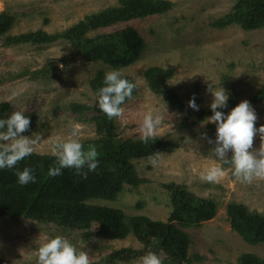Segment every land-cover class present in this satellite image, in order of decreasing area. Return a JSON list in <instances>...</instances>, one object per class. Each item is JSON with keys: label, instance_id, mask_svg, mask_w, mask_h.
I'll list each match as a JSON object with an SVG mask.
<instances>
[{"label": "rangeland", "instance_id": "1", "mask_svg": "<svg viewBox=\"0 0 264 264\" xmlns=\"http://www.w3.org/2000/svg\"><path fill=\"white\" fill-rule=\"evenodd\" d=\"M172 8L160 15L133 19L90 32H109L126 25L134 26L145 40L139 59L122 68H111L99 61L88 62L71 54L64 40L37 45L22 43L6 46L0 37V102L8 101L13 111L38 113L36 128L22 135L33 137V152L52 154L54 141L76 139L80 143L96 137L92 121L70 110L71 102L93 105L95 95L88 85L94 74L102 70L119 69L130 76L137 92L122 106L117 118L120 138L140 136V126L146 114L159 116L160 124L153 136L172 141L176 147L148 158L133 160L137 173L147 181L137 187L125 186L116 200L92 199L89 202L120 208L126 215H145L153 220H165L171 204L164 184L185 185L201 197L213 198L217 212L199 226L184 227L190 235L189 255L203 256L194 264H237L242 252L264 257V245H250L231 230L226 204L243 203L250 211L264 213V180L240 183L231 174L230 165H220L211 149L215 147V124L179 127L195 111L188 107L194 95L200 108H209L211 94L208 85H220L237 101L249 100L264 81V26L244 30L238 25L215 28L211 22L227 13L235 0H170ZM117 0H0V12L14 15L15 22L7 34L43 29L62 31L84 15L96 12ZM62 57L63 60H60ZM153 65L173 68L168 80L187 106V111L174 110L159 95L152 93L144 78V70ZM24 72L21 78L10 76ZM255 110V127L264 125V101L250 104ZM212 140L213 143H209ZM259 134L253 138V149L260 146ZM228 156L231 155L229 152ZM212 166H222L224 176L219 183L202 182L200 173ZM141 202V207L137 203ZM61 236L77 251L88 253L90 264H105L111 251L142 244L133 236L123 239L94 237L85 240L78 230L55 224L37 223L30 219L0 220V264H35L33 253L48 239ZM162 264H169L158 255ZM116 264H140V258Z\"/></svg>", "mask_w": 264, "mask_h": 264}, {"label": "trees", "instance_id": "2", "mask_svg": "<svg viewBox=\"0 0 264 264\" xmlns=\"http://www.w3.org/2000/svg\"><path fill=\"white\" fill-rule=\"evenodd\" d=\"M172 6L170 0H117L115 5L86 14L62 31L51 33L36 29L14 35L7 33L15 17L3 11L0 12V37L4 36L3 44L6 46L22 43L44 45L64 40L69 44L73 56L88 62L99 61L111 68H122L133 64L141 56L145 40L140 32L134 26L126 25L109 32L89 33L133 19L164 14ZM232 24L244 30L263 27L264 0H235L227 13L211 22V26L219 29ZM23 73L10 77L21 78ZM105 73L99 70L88 81L95 95L93 105L69 104L70 110L79 117L92 112L83 118L93 122L96 137L81 144L85 151L91 147L96 149L97 168L92 172L83 169L82 173L87 172L86 178L82 173L77 174L75 169L68 168L62 169L60 175L50 177L48 170L55 166V157L33 152L17 162L14 169H0V220L25 218L37 223L55 224L80 231L85 240L94 237L123 239L133 235L142 244L140 249L125 247L111 251L104 258L105 264L130 262L149 252L156 255L162 253L169 264L201 261L203 256L189 255L191 237L183 228L199 226L212 219L218 207L213 198L198 196L183 184L166 183L163 187L169 194L171 209L165 220H153L145 215H126L120 208L89 202L92 199L116 200L125 186L137 187L145 183L147 180L138 175L133 160L171 152L176 147L174 142L158 136H153L147 143H143L140 136L119 137L117 118L109 119L96 107V91ZM173 74V68L158 65L144 70V78L152 93L161 96L172 109L187 111L184 101L168 83ZM123 75L134 83L130 76ZM136 92L135 86L131 96ZM247 101L250 104L264 101V81ZM239 102L229 96L227 106L221 111L227 113ZM12 112L10 102H0V119L7 118ZM24 114L30 119L29 128L24 132L27 133L36 128L39 118L36 111ZM211 114L209 108H200L195 111L192 121L185 118L179 127L198 124ZM24 167L32 169L35 182L22 186L17 183L15 171ZM142 205L141 202L137 203L138 207ZM225 210L231 230L245 243L264 245V213L250 211L245 204L238 202L227 203ZM237 264H264V257L242 252L237 256Z\"/></svg>", "mask_w": 264, "mask_h": 264}, {"label": "clouds", "instance_id": "3", "mask_svg": "<svg viewBox=\"0 0 264 264\" xmlns=\"http://www.w3.org/2000/svg\"><path fill=\"white\" fill-rule=\"evenodd\" d=\"M135 84L127 80L119 69L106 72L101 86L96 91V107L109 119L122 115V105L131 98ZM211 94L209 109L211 115L201 124H215V147L211 149L214 158L220 165H230L231 174L240 183H251L253 180H264V125L255 127L257 116L249 101L242 100L229 112L221 111L227 106L229 95L220 85H208ZM188 107L198 111L199 107L193 95L188 100ZM220 109V110H218ZM160 124L159 116L148 113L140 126V139L147 143L155 128ZM30 119L23 111H13L7 118L0 119V169H14L17 162L32 155L36 140L31 136L21 135L28 130ZM259 134L260 146L253 149V138ZM209 143H213L209 140ZM52 155L55 166L50 167L48 175L55 177L62 169H75L81 174L83 169L94 171L98 166L97 151L94 147L87 151L76 139L54 141ZM231 153L228 156V153ZM155 163L153 157L148 158ZM87 172L82 173L87 177ZM222 166H212L200 173L199 179L207 183H219L224 176ZM17 183L26 185L35 182L32 169L24 167L16 170ZM33 256L35 264H90L88 253L77 251L76 247L66 238L55 236L48 239L35 249ZM140 264H162L155 253H146L140 257Z\"/></svg>", "mask_w": 264, "mask_h": 264}, {"label": "built area", "instance_id": "4", "mask_svg": "<svg viewBox=\"0 0 264 264\" xmlns=\"http://www.w3.org/2000/svg\"><path fill=\"white\" fill-rule=\"evenodd\" d=\"M1 264H6L5 262H2Z\"/></svg>", "mask_w": 264, "mask_h": 264}]
</instances>
